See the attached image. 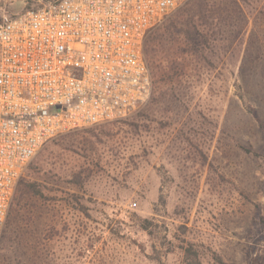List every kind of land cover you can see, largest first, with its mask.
<instances>
[{"label":"rangeland","instance_id":"obj_1","mask_svg":"<svg viewBox=\"0 0 264 264\" xmlns=\"http://www.w3.org/2000/svg\"><path fill=\"white\" fill-rule=\"evenodd\" d=\"M191 1L155 31L172 85L32 159L0 264H264V0Z\"/></svg>","mask_w":264,"mask_h":264},{"label":"built area","instance_id":"obj_2","mask_svg":"<svg viewBox=\"0 0 264 264\" xmlns=\"http://www.w3.org/2000/svg\"><path fill=\"white\" fill-rule=\"evenodd\" d=\"M190 0H0V238L32 159L136 113L148 36Z\"/></svg>","mask_w":264,"mask_h":264},{"label":"trees","instance_id":"obj_3","mask_svg":"<svg viewBox=\"0 0 264 264\" xmlns=\"http://www.w3.org/2000/svg\"><path fill=\"white\" fill-rule=\"evenodd\" d=\"M239 0H235V3L237 4V7L239 5L238 3ZM204 3V2H202ZM197 6V5H196ZM195 8V1H188L184 6H182L179 10L178 13H180V16H187V14L189 13V11H191L192 9ZM197 8L199 9L201 14H205L209 11L208 6H204V4H200L197 6ZM177 12V11H176ZM204 26L203 29H205L204 31L209 32L210 30H212V28L210 27V23L205 21V23L202 25ZM159 28H157L155 31H157ZM196 29V28H195ZM194 27H192V30H194ZM155 31H153L147 38L146 43H145V49H144V53H145V57L146 60L148 62L151 74H152V78H153V89H155V82H163L165 84L172 85L173 84V78L175 77L174 74H176V70H177V66L174 64H171L168 68V70L166 71V69H163V67L159 66L156 67L155 65V61H154V57H155V48H156V43L159 37L162 36L161 33H159L160 31H158L155 34ZM163 31V29H162ZM199 31V30H196ZM198 36H200V38L202 39L201 41H199L200 45H204L205 43H209V41L206 39V37L203 34H198ZM216 41V39H212L213 41ZM211 42V40H210ZM174 76V77H173ZM21 182V180H20Z\"/></svg>","mask_w":264,"mask_h":264}]
</instances>
